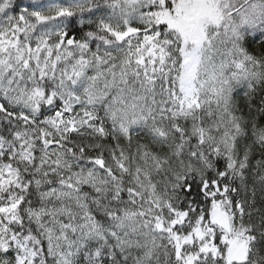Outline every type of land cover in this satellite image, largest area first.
<instances>
[{"label": "snow or ice", "instance_id": "6c2138e0", "mask_svg": "<svg viewBox=\"0 0 264 264\" xmlns=\"http://www.w3.org/2000/svg\"><path fill=\"white\" fill-rule=\"evenodd\" d=\"M0 264H264V0H0Z\"/></svg>", "mask_w": 264, "mask_h": 264}]
</instances>
